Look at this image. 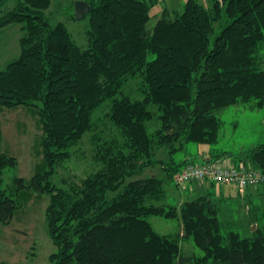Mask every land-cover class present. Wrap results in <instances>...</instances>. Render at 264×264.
Listing matches in <instances>:
<instances>
[{
  "label": "trees",
  "instance_id": "obj_1",
  "mask_svg": "<svg viewBox=\"0 0 264 264\" xmlns=\"http://www.w3.org/2000/svg\"><path fill=\"white\" fill-rule=\"evenodd\" d=\"M8 2L0 0V31L17 25L23 35L20 56L0 71V111L35 109L43 172L3 187L4 170L18 161L0 154V225L9 226L33 196L48 195L47 229L56 248L50 264H264V229L248 237L223 233L210 191L180 207L159 204L185 166L175 164L174 154L188 143L219 142L217 111L264 108V0H208L206 6L187 0L175 17L163 9L152 26L158 0H91L88 48L77 45L65 24L50 23L51 0H15L3 11ZM133 79L142 99L123 92ZM107 101L108 122L98 127L93 115ZM152 107L161 126L149 135ZM86 135L99 169L58 188L52 176ZM160 149L168 150L169 161L156 159ZM205 158H228L264 174V144L237 159ZM157 166L162 176L144 177ZM151 216L178 221L180 231L159 234L146 220ZM181 241L200 255L185 254Z\"/></svg>",
  "mask_w": 264,
  "mask_h": 264
},
{
  "label": "rangeland",
  "instance_id": "obj_2",
  "mask_svg": "<svg viewBox=\"0 0 264 264\" xmlns=\"http://www.w3.org/2000/svg\"><path fill=\"white\" fill-rule=\"evenodd\" d=\"M52 6L48 11V19L53 26L60 23L66 25L74 41L82 48L89 47L88 32L91 29L89 15L82 20L76 18V4L88 3L91 0H51ZM149 1V0H147ZM187 0H158L151 11L155 23L163 9H167L172 16L181 13ZM203 5H208V0H201ZM15 5V0H9L2 8L6 11ZM223 25H217L211 37V46L215 38L222 32ZM7 30V29H6ZM20 26H12L0 36L5 39L12 50L8 61L19 57V40L22 37ZM9 64V63H8ZM4 64H0V70ZM139 80H130L123 92L133 99H142ZM41 105V104H38ZM111 101L105 102L93 115L97 126H105L106 114L110 111ZM157 112L154 119L146 122L149 135H153L161 126L156 107L151 108ZM216 116L223 122L219 142L209 147L213 157L226 155L237 159L240 152L250 150L264 144V108L251 109L245 105L231 106L216 112ZM109 123L106 129H109ZM100 130L101 127H100ZM0 154L13 156L18 161L16 169L6 168L3 172V187L12 184L14 177L29 180L38 171L42 164L41 151L42 131L37 125V117L33 107L21 106L14 109L0 111ZM91 135H86L82 142L71 150L72 158L66 161L51 178V182L58 188H69L74 183H80L90 174L99 169L94 160L95 146ZM205 145L188 143L183 150L174 154L175 164L189 162L202 163L201 152ZM156 159L169 161L167 149L157 151ZM187 159V160H186ZM175 166V165H173ZM39 168L36 170V168ZM184 167L181 166V170ZM257 170V169H256ZM42 171V172H41ZM160 177L163 175L160 166L146 170L144 177ZM175 177V176H174ZM217 204L219 219L222 223L223 233L238 232L242 237H248L260 228L264 229V184L248 188L244 193L233 186L219 185L212 188L204 184ZM166 198L160 205L180 207L187 201H192L202 195L208 194L203 189H198L197 184H186L177 187L174 181L167 183ZM193 189L192 193L189 191ZM48 195H35L25 207L17 211L13 222L9 226L0 225V264H50L49 256L56 248L48 235L46 209L49 204ZM161 235L173 236L180 231V223L176 220L151 216L146 219ZM181 247L187 255H200L199 249L192 242L181 241ZM33 253L34 255H30Z\"/></svg>",
  "mask_w": 264,
  "mask_h": 264
},
{
  "label": "built area",
  "instance_id": "obj_3",
  "mask_svg": "<svg viewBox=\"0 0 264 264\" xmlns=\"http://www.w3.org/2000/svg\"><path fill=\"white\" fill-rule=\"evenodd\" d=\"M202 163L189 162L175 174L173 181L176 186L200 184L207 186H233L240 193L248 188L258 187L264 183V174L252 168L237 167L230 160L206 161Z\"/></svg>",
  "mask_w": 264,
  "mask_h": 264
},
{
  "label": "crops",
  "instance_id": "obj_4",
  "mask_svg": "<svg viewBox=\"0 0 264 264\" xmlns=\"http://www.w3.org/2000/svg\"><path fill=\"white\" fill-rule=\"evenodd\" d=\"M52 2V1H51ZM9 28H7L8 30ZM6 29L5 30H1L0 31V36L3 35L4 33H6L7 31ZM20 31H21V28H20ZM21 39V38H20ZM19 45H20V40H19ZM21 53V48H20V51H19V54ZM12 55V50L9 49V45L7 44V41L5 39H0V64H4V69L6 68L7 64L14 61L15 59L11 60V61H8V57H10ZM20 56V55H19ZM18 58V57H17ZM16 58V59H17ZM3 69V70H4ZM1 71V70H0ZM0 136H1V133H0ZM211 149L209 148V146H206L205 149L201 152V155H199V157L202 156V159L205 157V156H209V157H212L211 155ZM10 156V155H9ZM13 157V156H12ZM15 158V157H14ZM187 160V159H186ZM224 160H229L228 158L224 159ZM230 162L232 163V161L230 160ZM235 165V164H234ZM38 168V167H37ZM36 168V170H37ZM197 188L198 189H203L204 191L208 192L209 190L207 188L204 187V185H200V184H197ZM186 191H189V193H192L193 189L191 190H186ZM2 264H8V263H2Z\"/></svg>",
  "mask_w": 264,
  "mask_h": 264
},
{
  "label": "water",
  "instance_id": "obj_5",
  "mask_svg": "<svg viewBox=\"0 0 264 264\" xmlns=\"http://www.w3.org/2000/svg\"><path fill=\"white\" fill-rule=\"evenodd\" d=\"M90 9L91 7L89 3L78 2L75 8L76 19L82 20L86 15L90 13Z\"/></svg>",
  "mask_w": 264,
  "mask_h": 264
}]
</instances>
